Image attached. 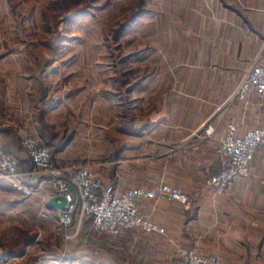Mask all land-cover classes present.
I'll use <instances>...</instances> for the list:
<instances>
[{
	"label": "crops",
	"instance_id": "1",
	"mask_svg": "<svg viewBox=\"0 0 264 264\" xmlns=\"http://www.w3.org/2000/svg\"><path fill=\"white\" fill-rule=\"evenodd\" d=\"M151 2L155 8L140 20L150 13L151 29L165 32L166 47L180 50L184 65L195 69L197 76L188 80H197V87L182 93L181 104L166 102L163 116L135 123L133 129L155 147L148 158L157 165L151 175L161 177V182L180 183L192 199L187 206L166 198L140 201L142 211L163 233L136 230L110 237L86 225L82 234L103 257L114 249L126 253L132 248L138 264L171 260L177 246L215 255L221 264H264V146L255 153L250 177L239 179L226 194L215 193L206 182L219 164V145L231 122L239 133L264 127V96L251 92L246 99L227 104L247 71L264 57V0ZM11 55L12 51L0 54V146L28 170L32 165L20 139L28 132L37 134L57 163L86 162L93 174L113 181L120 190L130 188L121 180L124 166L99 158L94 150L77 148L78 134H71L68 117L75 95L61 94L56 87L55 61L7 60ZM173 113L181 117L174 119ZM209 125L212 130L207 131ZM42 178L25 176L36 183ZM50 191L47 183L38 193V209L50 210L45 220L59 224L57 208L49 207ZM24 203L29 202H20ZM68 227L74 230L68 237H78L77 221ZM109 238H115L117 245Z\"/></svg>",
	"mask_w": 264,
	"mask_h": 264
},
{
	"label": "rangeland",
	"instance_id": "2",
	"mask_svg": "<svg viewBox=\"0 0 264 264\" xmlns=\"http://www.w3.org/2000/svg\"><path fill=\"white\" fill-rule=\"evenodd\" d=\"M151 1L0 0V54L12 51L7 60L55 61L56 87L75 95L68 117L71 134H78L77 148L124 166L121 180L130 188L162 180L151 175L157 165L148 158L155 147L134 124L163 116L166 102L181 104L182 93L197 87V80H188L197 76L195 69L184 65L180 50L166 47L165 32L151 29L150 13L140 20L155 8ZM234 100L231 96L227 104ZM169 184L184 190L180 183ZM37 195L26 196L0 177V264H138L132 248L103 257L82 234L89 221L78 228V237H68L74 230L46 221ZM172 253L171 260L176 247ZM204 256L221 264L215 255Z\"/></svg>",
	"mask_w": 264,
	"mask_h": 264
},
{
	"label": "built area",
	"instance_id": "3",
	"mask_svg": "<svg viewBox=\"0 0 264 264\" xmlns=\"http://www.w3.org/2000/svg\"><path fill=\"white\" fill-rule=\"evenodd\" d=\"M251 92L264 96V57L258 58L247 71L232 99L244 100ZM210 130L209 125L207 131ZM21 143L32 168L22 169L19 159L0 146V177L9 180L26 196L45 191L47 183L51 186L48 196H66V205L57 208V217L63 226H70L76 220L78 228L89 221L93 229L113 236L129 230L163 233L164 229L143 213L140 201L166 198L186 206L191 202L186 191L167 182L120 190L114 183L93 174L87 163L60 165L52 158L50 146L37 134H25ZM260 146H264V127L239 133L238 125L231 122L219 145V164L207 177V187L217 194H226L239 179L249 178L253 158ZM27 175L44 178L36 183L25 180ZM42 215L48 218L51 211L44 210ZM168 264L220 262L195 249L177 246L175 257Z\"/></svg>",
	"mask_w": 264,
	"mask_h": 264
},
{
	"label": "water",
	"instance_id": "4",
	"mask_svg": "<svg viewBox=\"0 0 264 264\" xmlns=\"http://www.w3.org/2000/svg\"><path fill=\"white\" fill-rule=\"evenodd\" d=\"M67 203V198L64 195L54 196L49 201L50 208H63Z\"/></svg>",
	"mask_w": 264,
	"mask_h": 264
}]
</instances>
